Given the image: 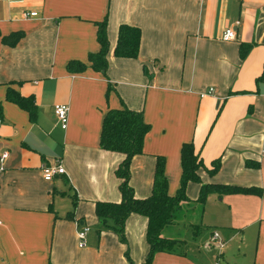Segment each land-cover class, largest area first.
<instances>
[{
    "label": "crops",
    "instance_id": "obj_1",
    "mask_svg": "<svg viewBox=\"0 0 264 264\" xmlns=\"http://www.w3.org/2000/svg\"><path fill=\"white\" fill-rule=\"evenodd\" d=\"M102 20L103 74L87 61ZM121 23L139 29L135 57L112 54ZM229 27L234 38L221 40ZM12 32L22 35L3 44L1 36ZM70 60L85 68L69 72ZM263 65L264 0H0V153L7 152L0 162V264H128L125 251L133 264L144 260L141 215L126 217L125 243L104 228L89 236L98 225L93 202L120 198L114 170L123 155L101 149L98 135L106 110L121 106L139 111L149 126L129 163L134 196L149 194L157 156L167 192L175 193L184 142L204 166L201 183L259 188L181 201L160 230L179 243L155 252L149 264H264V78L256 81ZM55 103L67 105L64 129ZM213 160L218 167L208 173ZM52 163L63 173L44 180L40 167ZM197 191L198 183L186 184L188 198ZM59 202L66 209L58 213ZM82 225L88 231L78 247Z\"/></svg>",
    "mask_w": 264,
    "mask_h": 264
},
{
    "label": "trees",
    "instance_id": "obj_2",
    "mask_svg": "<svg viewBox=\"0 0 264 264\" xmlns=\"http://www.w3.org/2000/svg\"><path fill=\"white\" fill-rule=\"evenodd\" d=\"M21 32H12L1 36V42L12 46L21 37ZM140 32L135 26L119 24L116 30L115 43L112 54L115 57H135L139 44ZM96 40L98 49L96 52L87 55L88 65L95 71L104 73L107 60L108 41L105 34V21L96 24ZM239 52H244V46L240 45ZM69 72H78L85 68V64L77 60H70L66 64ZM264 78V65L256 81ZM6 98L28 108L23 98L14 92H7ZM149 126L141 117L139 111L121 106L106 110L102 117L98 135V146L106 151L121 153L123 157L118 162L114 173L119 179L118 201L96 200L93 202V212L101 227L115 233L119 240L125 243L123 226L126 217L130 213H136L145 218L144 238L148 249L144 260L140 264H149L152 255L158 251L172 250L173 246L179 243L172 238H164L160 235L163 226L172 220L173 211L181 201L203 203L209 193H259L257 187H243L231 184L201 183L198 169L203 164L198 154L194 152L191 142H184L179 148L180 176L179 184L174 194L167 192V179L163 170V158L157 156L155 159L150 192L144 197H136L129 185V163L131 158L141 153L143 137ZM218 167L217 160H213L211 167L206 169L213 173ZM191 181L198 183V191L194 198L190 199L185 194L186 184ZM74 203V201H72ZM72 211L66 212L70 216ZM128 264H133L124 253Z\"/></svg>",
    "mask_w": 264,
    "mask_h": 264
},
{
    "label": "built area",
    "instance_id": "obj_3",
    "mask_svg": "<svg viewBox=\"0 0 264 264\" xmlns=\"http://www.w3.org/2000/svg\"><path fill=\"white\" fill-rule=\"evenodd\" d=\"M7 1H9V0H7ZM35 14H36L35 11H23V12H21L22 17L32 16ZM234 36H235L234 30L229 27V28L224 29L221 32L220 39L225 40V41L226 40H232L234 38ZM210 91H211V88H208L207 92H203L200 95L202 96L204 94L209 93ZM52 111H53V115L56 118L60 128L64 129L66 126V122H67V105L63 104V103H55L52 106ZM6 155H7L6 151H2L0 153V162H2L4 160ZM0 169H1V166H0ZM40 171H41V176L44 180H51V178L55 174L63 173V168L58 163H52V164H48V165H42L40 167ZM87 231H88L87 225H82L76 230L75 236L77 239V246L78 247L84 246ZM210 239L212 241H215L216 233L213 232ZM216 245L221 246L220 242L217 243Z\"/></svg>",
    "mask_w": 264,
    "mask_h": 264
},
{
    "label": "rangeland",
    "instance_id": "obj_4",
    "mask_svg": "<svg viewBox=\"0 0 264 264\" xmlns=\"http://www.w3.org/2000/svg\"><path fill=\"white\" fill-rule=\"evenodd\" d=\"M57 207H58V213L62 212V211H64L66 209V208L63 209V203L62 202H59V206H57ZM66 207H67V205H66ZM99 228H102L99 222H98V225H97V229H95L94 226H91V229H90V232H89V236H91V234H95L96 231H98ZM181 228L182 227H180V226L178 227L179 232L181 231ZM117 239H118V237H117ZM87 245H89V242L87 243Z\"/></svg>",
    "mask_w": 264,
    "mask_h": 264
}]
</instances>
